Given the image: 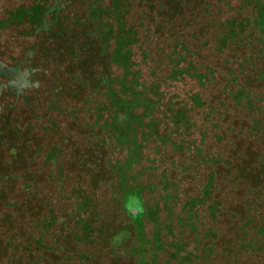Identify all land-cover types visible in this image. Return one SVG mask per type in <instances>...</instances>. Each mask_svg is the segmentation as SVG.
<instances>
[{"label": "flooded vegetation", "instance_id": "flooded-vegetation-1", "mask_svg": "<svg viewBox=\"0 0 264 264\" xmlns=\"http://www.w3.org/2000/svg\"><path fill=\"white\" fill-rule=\"evenodd\" d=\"M203 3L211 7L209 0ZM146 4L0 0V237L6 212L17 210L7 209V202L30 200L32 212L42 207L52 213L56 200L65 199H54L53 190L74 200V190L56 185L61 178L85 179L87 166L101 170L99 150V160L90 163L83 153L74 156L69 144L54 141L61 133L85 140L86 127L99 149L108 147L104 167L125 216L117 258L131 264H264V182L253 179L258 190L242 195L230 193L234 186L224 183L238 175L231 157L237 164L245 160L243 146L235 144L242 122L250 124V112L259 114L264 106V71L251 79L245 68V60L264 59V37L256 35L264 30V0L254 12L239 7L236 14L229 8L235 16L226 17L245 18L248 27L242 39L228 40L224 47L214 45L213 24L200 21L207 23L206 17L194 23L192 13L179 18L181 36H166L161 46L149 43L148 30L139 33ZM171 7L180 14L185 8ZM151 47L161 57L152 56ZM240 48L244 55H237ZM225 50L235 56L226 63L219 57ZM167 56L186 67L167 62ZM163 68L187 76L175 87L161 84ZM197 92L201 101L195 104L190 96ZM257 127L249 144L264 125ZM11 131L17 133V151L1 144ZM4 149L11 151L9 162L1 158ZM135 151L137 160L127 159ZM73 161L79 170L67 167ZM244 178L239 177L240 185ZM1 240L0 264L8 251Z\"/></svg>", "mask_w": 264, "mask_h": 264}, {"label": "rangeland", "instance_id": "rangeland-1", "mask_svg": "<svg viewBox=\"0 0 264 264\" xmlns=\"http://www.w3.org/2000/svg\"><path fill=\"white\" fill-rule=\"evenodd\" d=\"M183 2V5L185 6L183 13H178V10L173 9L171 6L173 2L171 0H147V4L144 8L145 11V17L146 22H144V27H142L139 31L141 33L144 30H148L149 37L152 38L150 42H154L157 44V46H161L162 44L158 42L163 41L164 38L167 37H173V36H181V27H179V18L180 17H186L188 18L191 16V6H199L204 0H195V3H191L193 0H181ZM191 3V4H189ZM182 11V9H181ZM184 14V15H183ZM194 20V19H192ZM139 20L136 19L135 22H138ZM183 22H189L184 21ZM140 22V21H139ZM195 22H199V19H195ZM177 27V29H176ZM205 30H210L209 27H206ZM180 32V33H179ZM202 37V35L200 36ZM2 43H5L4 41H1ZM3 45V44H2ZM165 48V46H162ZM152 48V47H151ZM155 53H153V51ZM152 56L161 57V55L156 54L154 47L152 48ZM244 55L241 48L237 50V55ZM231 55L234 56L233 52H231ZM156 57V58H157ZM216 63L219 65V60L217 58L214 59ZM262 66H264V59L258 60L254 66L251 64H246L245 68L247 69H254L255 71L261 70ZM161 76V75H160ZM172 87L175 86L172 83H169ZM61 121H57L59 124H61ZM69 123V122H68ZM243 126L249 125L245 122H242ZM20 129V127H18ZM74 130H78V127L74 126ZM24 130V129H23ZM88 130L86 127L84 129V132L86 134V139H81L79 142V138L76 135V137L72 138H62V133L60 136L55 138V143L59 145H68L72 147L73 151L71 152L74 156H80L82 153L85 156L86 161H89L90 163H93L94 161L97 162L99 158L97 157V151L99 150L101 152V170L96 169V171H92L87 166L85 171V179L81 178L79 179H73L70 178L69 180L61 178L59 182L56 183L58 186L61 182L64 183L63 188L68 191L74 190V200L77 199L79 196L81 200L90 198V207H94L95 211L99 214V217L96 220V224H94L97 227V232L95 231L93 238V241L91 243L83 242V243H77L73 239V233L70 231V229L73 227V222L75 221V218L71 214L70 210H67L68 207L72 210L71 203L72 198L69 197L68 193L65 191L63 194L60 191L58 192V189L53 190V188H56V186H50L52 188L53 192H56L53 194V198H59L64 197L65 199H61V201L56 200L57 204L53 211H55L56 215L65 217L66 223L62 224H56L55 227H52L47 230L45 234V241L44 245L48 247L49 249L46 252H43L42 250H36L34 248V253L32 251L31 253H27V249L32 250L31 248L22 247L20 251L11 248L7 252L1 256V260L5 259V264H20V261L25 260L28 262V264H31V261H35L34 259L38 257L39 264H44V260L48 261V264H131L130 261L124 260L123 258H117L115 254H118L119 246L117 245L116 241H111L112 236H118L120 229L124 225V214L119 210V207L114 201V187L110 186V176L108 177L109 170L104 167V160L106 159V153L107 149H99V145L95 144L93 138L89 136ZM25 136L27 138L26 133L27 131H24ZM75 133V131L73 132ZM16 132L11 131L7 132V135L3 138H1V144L9 145L11 150L14 151V140L16 136ZM65 140V141H64ZM27 141V147H29L30 143L29 140ZM64 141V143H63ZM24 145V143H23ZM22 145V146H23ZM103 147V146H102ZM230 151L237 150L236 147H232L229 149ZM228 150V152H229ZM17 151V150H15ZM243 155L245 154V160L243 161V164H237L235 163L237 158L235 156L231 157L232 164V170H237L238 175L234 174L231 177H228V179H225V187H229L231 185L234 186V190L231 189L230 193H238L243 194L246 192L245 187L248 186L250 182L253 181V179L259 180L260 184L264 182V143L259 138H255V141L253 143L249 144V141L244 142L243 144ZM11 151L9 149H4L1 151V158H6V162H9V156L11 155ZM233 153V154H234ZM255 154L262 155L261 158L258 159V163L255 164L253 161V156ZM100 155V154H99ZM1 161V163L5 162ZM64 165V163H63ZM67 165V164H66ZM73 168V170H79L78 165L75 161H73V164H68L67 167ZM72 166V167H71ZM30 167V166H28ZM27 168V167H25ZM9 169L15 170L14 168H11V165L9 164ZM72 170V169H70ZM231 170V166L229 168ZM12 171L10 170V173L12 174ZM81 171V169H80ZM22 176V175H21ZM20 176V178H22ZM78 176V175H76ZM245 176V178H244ZM238 177H243L245 182L244 184L241 183V185L238 183L239 179ZM241 180V179H240ZM242 181V180H241ZM61 194V195H60ZM18 196L12 195V198H17ZM71 198V199H70ZM231 199V198H230ZM232 200V199H231ZM52 200H49V208L51 205ZM63 204V206H61ZM33 206L28 207L26 210L25 216H22V212L20 211H11L10 215L12 217L21 216L19 222V229L15 230L12 228V226L8 224L1 225V235L4 236L5 239H7L8 235H14L16 234L18 240L22 241L25 236L26 232L30 230H25V228L31 229V232L33 233L36 231L33 227L32 222H30L31 217L35 219V217H40L42 214H44V210L42 207L33 209L34 215H31ZM9 212V211H7ZM32 212V213H31ZM75 213V210L74 212ZM89 213V212H88ZM71 214V215H70ZM19 218V217H18ZM102 231L101 234L98 232ZM5 234V235H4ZM20 248V247H18ZM25 250V251H24ZM6 254L10 255L9 258L5 257ZM92 257V259L88 257ZM86 258H88L86 260Z\"/></svg>", "mask_w": 264, "mask_h": 264}, {"label": "trees", "instance_id": "trees-1", "mask_svg": "<svg viewBox=\"0 0 264 264\" xmlns=\"http://www.w3.org/2000/svg\"><path fill=\"white\" fill-rule=\"evenodd\" d=\"M260 1L261 0H209L211 7H209L208 4L203 3L201 6L200 5L199 6H191L190 10H191L192 14H195L196 19H199V18L203 19L205 17L208 19L207 23H205L206 21H202L199 19L201 22H204L203 24L205 26L213 24V25H211V28H213L211 35L213 37L212 39L214 41V45H215V47H221V45H223V47H224L228 40H236L238 37H240L242 39L241 36L244 33L245 29L248 27V26H246L248 23H247V19H245V18H243V19L238 18V17H233L230 19L227 18L226 16H229V15L235 16V14L234 15L229 14L228 10L232 9V10H234L233 12H235L237 14L239 12L238 8L243 7V10H245V9L250 10L251 9V12H254V10L257 9V6L261 5V4H259ZM172 2L175 5V7H177V6L184 7V5H185V4L184 5L182 4L183 2L181 0H172ZM220 10L222 11V15H223L222 17L225 19V21L223 19L220 20V17H221ZM261 17H264V9L262 10ZM261 17H260V19H261ZM183 23H185V22H183ZM258 27H259V25H258ZM209 28H210V26H209ZM263 34H264V30H262L261 34L258 32L256 33V35H258V36L261 35L262 37H264ZM187 37L189 39V36H187ZM184 40H187V39H184ZM232 44H235V42H230L231 46H232ZM244 46H246V45H244ZM227 47H229V46H227ZM219 57L222 61H224L226 63V61L230 62V60L233 59L235 56L233 57V55H231V50H225V51H223L222 55H219ZM259 59L258 58H255V59L251 58V59H248L245 61H247L248 64H251L252 66H254L255 63ZM166 60H167V62L172 61L171 64L176 65V66L179 65V62H181V66H183L182 60H180V59L176 62H173V60H170V57L167 56ZM167 62H166V64H167ZM162 64H165L164 61ZM185 67H186V65H184L182 68H185ZM161 71L163 73L162 76H160L161 84L172 83L173 85L176 86V84H180L187 76V74H185V73H182V72L180 73V72H176V71H172V74H171V72L168 73L166 68H163ZM258 71H255L254 69H249V74H247V75L249 76V78L253 79V78H255V75H257ZM261 71H264V68H262ZM179 75H180V77L178 78L177 76H179ZM226 75L227 74L224 73L223 77L226 78L227 77ZM261 77H263V74H261ZM176 78H178V79L176 80ZM262 82H264V80H262ZM175 86H173V87H175ZM150 91H152V90L150 89ZM190 97H191L192 101L195 102V104L199 103V101H201V95L199 92L193 93ZM262 102L264 103V101H262ZM258 113L259 114H257V113L254 114V113L250 112V117L252 118L249 121L250 124L247 123L249 125H246V126H243V124H242V131L240 132V133H242V137H240L239 142H237L235 144H237L238 146H243L244 142H246L251 137V135L254 134V132L258 129L257 125H264V106H262V108L258 110ZM263 130H264V128L260 130V134H258L259 135L258 138L261 141H263V143H264ZM118 137H119V141H121L120 140L121 137L120 136H118ZM135 153H136V151L134 153H131L130 156L127 157V159H129L131 157V155H133L131 157V159L133 161H136L138 154L135 157L134 156ZM261 156L262 155H258V154H255L253 156V161H254V163L256 162L255 164L258 163V159L261 158ZM244 157H245V154H244ZM145 169H147V167ZM149 169H152V167L150 166ZM135 174H136V170L134 169L133 175H135ZM137 181H138V176L136 177L134 182L136 183ZM258 186H259V184L255 185V184L249 183L248 186L245 187V190L247 187H249L246 191H248V193H254L258 190V188H259ZM133 191H134V193H138L134 187H133ZM59 201H61V200H59ZM115 202L117 203V205L120 204V200H118V201L115 200ZM7 203L11 204V207L7 206V209H12V208L17 207L16 208L17 210H14V211H20V212H22V216H25L26 212L21 210V209H23L24 207H26V209H27L29 206L32 205L33 202L31 203L30 200H24V199H12V201L7 202ZM89 204H90V198L81 200L80 197L78 196L77 199L72 200V203H71L72 210L69 208L71 214L75 218V221L73 222V227L70 229V231L73 233V239L77 243H83V242L91 243L93 241L92 237L94 236L95 231L97 232V230H98L96 226L94 228V224H96V220L99 217V214L95 211L94 207H90ZM61 206H63V204H61ZM74 210H75V213H73ZM31 215H34V213ZM20 218H21V216H19V215L16 217H12L10 215V213L6 212L2 221L5 224L12 226L13 229L20 231V229H19ZM30 222H32L34 229L36 228L37 230L35 229L36 231H34L32 233L31 229L25 228V230H30V231L26 232V236L22 241L18 240L16 234L8 235L10 237H8L7 239H5L3 235H1V237H0V238H2L1 243L4 242V244L6 246L5 249L9 250V249L15 247L14 249H16L17 251L18 250L20 251V249L22 247H25V250H26V248L32 249V250L27 249L28 254L29 253L32 254V251L34 253V248H36V250H42L43 252H46L47 248H48L44 245V241L46 240L45 239L46 233H44V235H42V236L40 235V233L42 232V228L44 229L46 227L45 225L48 224V227H47V230H48L52 227H55L56 224L66 223V220H65V217H62V216L58 217L56 215L55 211H53L52 213H49V214L44 213V214H42V216H40L38 218L35 217V219L31 217ZM41 226H42V228H41ZM98 233L101 234L102 231H99ZM119 237H120V232H119L118 236H112L111 241L113 242L115 240L117 243ZM39 238H41V239H39ZM37 242L39 244H37ZM18 247H20V248H18ZM88 258L92 259L91 256ZM88 258H86V260ZM31 262H32L31 264H39L38 261H31ZM1 264H5V259L1 260ZM20 264H28V262H26L25 260H22V261H20ZM44 264H48V261L44 260Z\"/></svg>", "mask_w": 264, "mask_h": 264}]
</instances>
